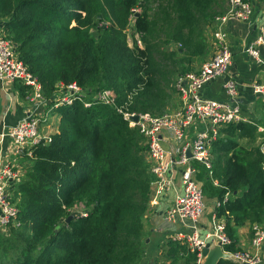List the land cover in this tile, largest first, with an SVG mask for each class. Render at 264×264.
Masks as SVG:
<instances>
[{
    "label": "trees",
    "instance_id": "obj_1",
    "mask_svg": "<svg viewBox=\"0 0 264 264\" xmlns=\"http://www.w3.org/2000/svg\"><path fill=\"white\" fill-rule=\"evenodd\" d=\"M146 1L0 0L5 35L16 44L19 59L37 77L45 97L52 98L60 85L71 83L87 90L85 98L77 96L57 106L53 100L48 106L59 116L57 131L50 142L33 147L32 157H24L23 174L11 188L20 225L0 233V264H138L141 260L142 216L148 208L152 176L145 137L118 108L151 114L148 110L159 109L155 96L161 89L153 75L149 39L154 22L146 9L134 18L143 47H130L126 33L132 9ZM226 1L216 13V0H170L167 17L176 27L166 43L178 41L188 57H202L206 42L200 32L199 40L194 39L193 32L223 13ZM16 86L25 95L28 87ZM103 89L113 92L114 103L92 98ZM253 126L229 123L211 143V177L219 181L221 200L215 213L225 219L227 253L239 251L237 227L264 222V153L259 145L246 147L237 140L252 134ZM226 193L230 197L223 201ZM81 208L85 216L79 215ZM163 254L173 262L196 260V253L173 240L165 243ZM215 264L239 263L223 256Z\"/></svg>",
    "mask_w": 264,
    "mask_h": 264
},
{
    "label": "built area",
    "instance_id": "obj_2",
    "mask_svg": "<svg viewBox=\"0 0 264 264\" xmlns=\"http://www.w3.org/2000/svg\"><path fill=\"white\" fill-rule=\"evenodd\" d=\"M255 1L227 0L225 11L211 20L210 27L214 38L213 51L199 63L196 70H190L175 77L173 89L179 101L176 108L162 114L128 112L122 107L118 108L129 125L138 128L145 137L149 172L152 176L150 182V187L153 188L152 201H156L157 196L169 189L175 192L174 200L166 209L164 217L169 222L186 226L187 229L174 232L169 240L180 242L186 245L188 251L196 253L195 262L197 264H201L202 249L207 242L224 246L229 243V238L223 231L222 219L216 215L213 216V229L204 235L199 233L197 221L204 210V198L201 187L192 176L195 170L189 165V160L193 159L201 163L210 175L211 143L218 137L220 128L229 123L246 120L241 107L235 102L237 88L232 76H229L223 84L229 100L203 98L199 91L209 81L228 75L227 70L231 63L232 52L227 24L230 20H248L252 15ZM132 11L128 27H130L131 18H135L138 12L137 8H133ZM262 19L263 23L246 47L247 54L257 63H264L260 56V51H264V8ZM3 26L4 19H0V87L3 83H19L27 86L28 90L24 98L29 107L27 115L16 125L0 132V146L4 139L8 138L9 147L7 149L12 155L9 158L11 161L8 159L0 167V233L6 234L10 226L20 225L17 208L14 202H11V188L23 174L27 163L24 157H32L35 145L41 142L48 143L51 140L52 134L41 132V124L46 120L45 116L42 117L43 112L45 109L49 110L48 106L53 100L57 102L54 106H57L62 102L69 104L77 96L85 98L87 90L76 83L60 85L63 91L59 98L58 96L53 100L46 98L39 80L19 59L15 49L16 44L6 37ZM134 40V46L143 47L138 32ZM251 89L254 95L264 100V80L252 82ZM58 92L60 93V90ZM92 98L109 104L114 103V94L110 89L100 90ZM84 105L88 106L89 103L85 102ZM134 115H138L136 121L132 119ZM195 121H200L204 126L195 131L191 139H188L187 129ZM166 130L180 142L176 158H173L162 145L161 134ZM188 149H190V157L187 156ZM173 167L181 168L180 191L173 187V179L170 175ZM78 211L79 215H86L82 208ZM251 233V244L255 249H259L264 245V225L252 224ZM228 254L239 264H259L261 261L258 254L247 251H235Z\"/></svg>",
    "mask_w": 264,
    "mask_h": 264
},
{
    "label": "crops",
    "instance_id": "obj_3",
    "mask_svg": "<svg viewBox=\"0 0 264 264\" xmlns=\"http://www.w3.org/2000/svg\"><path fill=\"white\" fill-rule=\"evenodd\" d=\"M263 8V1L256 0L254 2L252 15L248 20H230L228 22L227 29L229 31L232 58L227 74L228 76H232L236 81L237 97L235 102L241 107V111L246 119L244 122L256 125V128L253 126L254 130L252 131V134L238 136L237 140L239 144L246 147L259 145L261 151L264 153V100L259 96L254 95L251 89L252 82L264 80V63L255 62L246 52L247 45L254 38L258 27L263 23ZM211 42L210 51L208 54H204L202 60L209 56L213 51L214 40ZM260 56L264 61L263 50L260 51ZM198 66L197 63L191 70H196ZM223 84V78L211 80L200 89L199 94L203 98L229 100ZM56 94H59V92H56ZM56 94L51 96L52 100L57 96ZM24 96L25 95L21 94L16 86V83H3L1 85L0 132L6 131L8 128L16 125L23 117H25V115H27L29 107L27 106ZM172 98V104L174 105V108H176L179 103L177 94L174 97L172 96ZM43 116L47 119L50 129H45L41 126V132L54 134L57 131L59 116L46 109L42 114V117ZM203 126V123L200 121H195L187 129V138L191 139L194 132L202 129ZM220 135L223 134L219 131L218 137ZM161 140L163 147L171 153L173 158H176L178 156L177 149L180 146V142L175 140L172 134L167 130L162 132ZM8 147L9 139L5 138L0 146V167L12 156L9 149H7ZM190 161H193V159L189 160V165L195 170L192 176L203 192L204 210L197 221V226L199 233L204 235L213 229V216L216 215L215 210L221 204V200L218 198L219 181L213 176L211 177V174L209 175L204 166L202 172L198 170L196 166L192 165ZM170 175L173 179L174 189L180 191L182 186L181 168L173 167ZM152 194L153 188L151 186L148 208L142 216V242L144 251L138 264H197L195 260L188 261L185 259H178L173 262L164 257V245L172 234L178 230H186L187 228L180 223L169 222L164 217L166 209L170 207L174 200L175 192L173 189H169L157 196L156 201H152ZM225 197L227 200L228 197H230V194L226 193L222 198L223 201H226L224 200ZM221 219L223 223H225V219L222 217ZM252 224L254 223L245 222L243 225L236 228L237 246L239 247V251L258 254L261 260L259 264H264V245L259 249H255L251 244ZM258 224L264 225V222ZM225 253L227 252L224 251L222 245L212 243L210 255L206 258L203 256V260L201 261L203 262L206 260L207 264H212Z\"/></svg>",
    "mask_w": 264,
    "mask_h": 264
},
{
    "label": "rangeland",
    "instance_id": "obj_4",
    "mask_svg": "<svg viewBox=\"0 0 264 264\" xmlns=\"http://www.w3.org/2000/svg\"><path fill=\"white\" fill-rule=\"evenodd\" d=\"M169 1L170 0H147L145 4L142 3L141 6L137 8L138 11H141L143 8L146 9L148 17L154 22L152 25V33L150 34L149 39L151 41L150 43L153 46L152 55L154 59L152 62V66L154 67L155 71V74L153 75L161 89V91H157V94L155 96V104L158 106L159 109L148 110L149 112H153L154 114L169 112L174 108V105L172 104V96H176V92L173 89L174 86H172L173 79L175 78V76L179 75V72H181L182 70L193 69V67L197 63L199 65L200 61L204 57V55L202 57H188V55L186 54V49L183 48L181 43L178 41H169L166 43L169 34L176 27L174 21H171L167 17L170 13V10L168 8ZM163 8L166 11L165 13H163ZM224 8L225 0H216V2L213 4V10L216 13L221 12ZM133 20L134 17L131 18L130 27L126 29L127 41L130 47L134 46L133 41L135 39V35L137 34ZM99 23L100 25L109 24L108 22L104 21H100ZM210 23H207V25H198V27L195 28V31L193 32V36L195 37L194 39L199 40L200 32L203 40L206 42L205 55L209 53L212 43L211 41L214 40ZM92 33L94 34V36H97L98 29H94ZM59 90L60 93L56 94L58 98L62 95L61 92L63 91L62 88H60ZM57 96H55V98ZM41 126H43L45 129H50V127L48 126L47 119L43 121ZM44 134L47 133L44 132ZM190 163L196 166L198 170L203 172L204 167L202 164H199V162L194 160L190 161ZM80 207H83V205H80Z\"/></svg>",
    "mask_w": 264,
    "mask_h": 264
},
{
    "label": "water",
    "instance_id": "obj_5",
    "mask_svg": "<svg viewBox=\"0 0 264 264\" xmlns=\"http://www.w3.org/2000/svg\"><path fill=\"white\" fill-rule=\"evenodd\" d=\"M223 81H227L228 80V78H229V76L228 75H224L223 77ZM137 118H138V115H134L133 117H132V119L134 120V121H136L137 120ZM187 156L188 157H190L191 156V154H190V149H188V151H187ZM71 215H69L68 217H67V221H69L70 219H71ZM211 244L212 243H209V242H207L206 243V245L203 247V249H202V255L206 258L207 256H209L210 255V253H211ZM219 244V243H218ZM219 245H221V244H219ZM227 257V258H229V259H232L231 257H230V255L228 254V253H225L224 255H222V256H220V257ZM219 257V258H220ZM218 258V259H219ZM217 259V260H218ZM203 260V259H202ZM216 260V261H217ZM216 261L214 262V263H212V264H215L216 263ZM201 264H207V261L206 260H204L203 262L201 261Z\"/></svg>",
    "mask_w": 264,
    "mask_h": 264
}]
</instances>
